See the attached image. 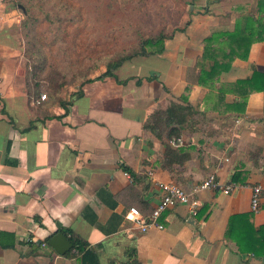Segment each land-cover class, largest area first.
Returning a JSON list of instances; mask_svg holds the SVG:
<instances>
[{
  "label": "crops",
  "instance_id": "0c3cea01",
  "mask_svg": "<svg viewBox=\"0 0 264 264\" xmlns=\"http://www.w3.org/2000/svg\"><path fill=\"white\" fill-rule=\"evenodd\" d=\"M8 1L0 0V264H81L48 245L63 231L87 241L100 264H264V256L241 253L229 235L235 216H247L241 230L264 226V93H251L237 111L233 104L241 98L219 92L254 69L264 73V41L215 88L198 83L204 40L256 14L258 0H201L164 53L134 62L135 74L120 75L127 62L115 71L120 81L132 78L127 84L111 77L85 83L69 101L63 96L39 106L41 94L28 87L13 39L18 10ZM182 96L197 114L177 147L144 124ZM167 143L182 149L178 157H166ZM183 154L190 159L180 163ZM239 171L244 183L232 181ZM210 176L237 188L200 192L196 218L179 205L163 214V230L147 233L126 220L131 207L152 213L161 199L158 182L192 190ZM255 185L262 187L256 213Z\"/></svg>",
  "mask_w": 264,
  "mask_h": 264
},
{
  "label": "rangeland",
  "instance_id": "374dc122",
  "mask_svg": "<svg viewBox=\"0 0 264 264\" xmlns=\"http://www.w3.org/2000/svg\"><path fill=\"white\" fill-rule=\"evenodd\" d=\"M199 1L9 0L8 3L22 16L13 28V39L21 53L26 78L31 81V90L54 101L63 96L69 101L80 85L102 76L110 61L136 48L142 39L161 30L168 34L182 30L188 24L192 6L196 7ZM22 6L29 9V17ZM142 58L145 57L127 62L120 75L138 72L133 65ZM61 83L55 93V87Z\"/></svg>",
  "mask_w": 264,
  "mask_h": 264
},
{
  "label": "trees",
  "instance_id": "16d2710c",
  "mask_svg": "<svg viewBox=\"0 0 264 264\" xmlns=\"http://www.w3.org/2000/svg\"><path fill=\"white\" fill-rule=\"evenodd\" d=\"M22 10L28 17L29 9L22 6ZM257 14V15H256ZM247 14L242 20L237 21L233 31L215 32L204 40V54L201 63V69L198 77V83L203 86L215 88L220 76L232 69L233 63L240 60H248L252 46L258 42L264 41V0H258L257 13ZM175 37V33L168 34L161 30L157 35L142 39L139 45L119 55L108 63L107 71L98 78L88 79L84 82L90 83L100 81L106 78H115L120 84H127L132 78L120 81L115 75V71L122 67L126 62L137 57H150L160 55L166 50V42ZM208 63L209 65H206ZM208 67V68H207ZM140 81L138 80V83ZM31 81L27 79V85L31 89ZM60 85L55 87L56 93ZM83 85V84H82ZM220 97L227 92L241 98L236 101L233 106L237 111H244L247 99L253 92L264 93V73L254 69L250 78L236 81L230 86L219 88ZM77 96H81V91ZM223 98V97H222ZM65 106V103H62ZM217 109V107H216ZM197 111L194 109L187 96H182L180 100L171 101L166 109L154 112L145 122L144 129L150 131L159 139L165 135L168 140L173 141L180 139L182 136L183 126L190 121ZM166 145V157L171 159L178 157L182 149L173 148L170 143ZM179 159L180 163H184L190 159L189 155L183 154ZM126 171L128 169L126 168ZM243 175L237 172L232 181L235 183H244L241 178ZM243 217L235 216L230 220L229 235H231L238 244L239 250L244 254H251L255 257L264 256V226L260 228L251 227L250 231L246 228H239V223L244 220ZM64 235L72 242L74 251L66 254L68 257L77 258L81 264H100L99 255L96 250L85 240L74 235L73 233L63 231Z\"/></svg>",
  "mask_w": 264,
  "mask_h": 264
},
{
  "label": "built area",
  "instance_id": "2783aa9c",
  "mask_svg": "<svg viewBox=\"0 0 264 264\" xmlns=\"http://www.w3.org/2000/svg\"><path fill=\"white\" fill-rule=\"evenodd\" d=\"M21 19V15L16 17L18 22ZM47 100V95L41 94L40 98L36 100L34 104L39 106ZM170 143L174 146L180 147L182 140L177 139L170 141ZM125 175L130 177L128 172H126ZM157 185L161 192V199L150 215H144L138 208L131 207L125 216L126 220L133 223L142 233H147L151 228L163 230L164 224L161 222L163 214L169 209L179 205L188 206L191 217L196 218L199 215L201 206L198 196L202 191L213 189L222 191L224 193H230L237 188L235 184L221 185L215 176H210L202 183L196 184L192 190H186L179 184L173 182H158ZM261 200L262 187L260 185H255L253 187V195L251 200V209L254 213L260 210Z\"/></svg>",
  "mask_w": 264,
  "mask_h": 264
},
{
  "label": "water",
  "instance_id": "95a60500",
  "mask_svg": "<svg viewBox=\"0 0 264 264\" xmlns=\"http://www.w3.org/2000/svg\"><path fill=\"white\" fill-rule=\"evenodd\" d=\"M48 245L60 255H66L67 253L74 251L72 242L62 232L52 236L48 241Z\"/></svg>",
  "mask_w": 264,
  "mask_h": 264
}]
</instances>
